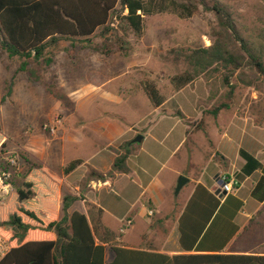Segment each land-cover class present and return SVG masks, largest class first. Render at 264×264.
Segmentation results:
<instances>
[{
	"label": "crops",
	"instance_id": "0c3cea01",
	"mask_svg": "<svg viewBox=\"0 0 264 264\" xmlns=\"http://www.w3.org/2000/svg\"><path fill=\"white\" fill-rule=\"evenodd\" d=\"M113 80L104 77L84 87V97L92 105L87 113L89 118H67L66 131L55 140L68 158L67 164L76 159L82 160V164L69 175H60L51 163L44 164L62 179L61 198H76L69 213L86 214L92 225L101 223L97 243L106 246L113 244L170 256L209 253L224 246L222 253L264 255V202L253 196L255 186L264 176V126L257 125L255 118L240 117L226 108L216 116L200 118L206 109L197 106L198 100H205L210 94L205 82L199 85L195 81L173 91L156 108L143 88L126 99L118 90L109 89ZM197 86L203 90L202 97L194 99L196 109L193 117H188L177 100ZM124 103L128 109L144 106L145 116L118 118ZM104 110L107 112L101 113ZM158 112L161 116L184 114L188 118H152ZM109 113L115 118H110ZM106 114L108 118L104 117ZM138 135L143 136L142 140L131 143ZM7 139L5 136V142ZM236 139L248 140V147L241 145L234 154ZM126 149L131 151L127 173L114 172L115 176L107 180L87 179L91 170L104 174L112 171L116 157ZM241 149L254 155L263 169L246 177L234 192L221 195L219 176L234 178L245 164ZM72 153L75 155L71 158ZM17 171L14 169L13 177L19 175ZM24 172L19 175L21 180ZM180 176L188 181L176 194ZM230 196L242 203L237 211L235 201L227 204ZM214 208L215 214L222 211L220 217L207 233L200 235L192 251H187L183 247V227L195 236L194 228L202 225ZM150 210L154 215H149ZM192 240H187L186 245L190 246ZM198 245L203 248L197 249ZM113 256L109 260L107 249V261Z\"/></svg>",
	"mask_w": 264,
	"mask_h": 264
},
{
	"label": "trees",
	"instance_id": "16d2710c",
	"mask_svg": "<svg viewBox=\"0 0 264 264\" xmlns=\"http://www.w3.org/2000/svg\"><path fill=\"white\" fill-rule=\"evenodd\" d=\"M215 1L210 6L205 0H0V48L11 57L40 60L49 47L62 40L91 41L99 30L106 36L111 32L112 14L120 3L127 11L120 16V20L132 28L137 39H141L145 35L147 16L170 13L181 19H190L195 15L199 4H202L217 15L221 27L217 35L220 38L208 48L193 50L188 60L195 71L171 77L175 91L194 82L214 64H221L228 70L224 74L226 86H230V76L238 70L241 71L239 81L244 82L248 76L264 80V29L261 30V42L250 43L237 30L230 12ZM120 45L121 50H124L122 46L125 44ZM101 51L107 56L115 52L109 42H105ZM51 62L52 58H48L47 63ZM244 68H248L250 72L245 73L242 71ZM251 83L252 81L247 82L248 85H252ZM141 85L156 108L165 103L166 96L157 81L143 80ZM234 89V86H230L231 94ZM229 107V104L223 103L209 113L216 116L222 109ZM257 111L259 116L264 109ZM255 122L264 126L259 118H255ZM5 143L0 122V151ZM130 154V149H126L116 157L112 171L104 174L91 170L87 179L107 180L115 176L114 172L127 173ZM240 155L245 164L234 176L238 181L237 188L246 177L263 169V164L248 151L241 149ZM81 164L82 160H73L66 165L63 173L69 175ZM13 186L15 188L6 202L0 204V236L10 246L0 264H264V255L222 253L224 246L218 250H210L209 253L170 256L149 250L97 243L101 223L99 226L92 225L86 214L69 213L76 198L69 195L61 198L62 179L43 164L29 166L21 182H13ZM253 196L264 202V176L255 186ZM233 201L237 204V211L242 203L230 196L227 204ZM234 204L232 205L235 206ZM216 209L206 216L202 225L193 227L195 236L186 233L183 227V247L187 251H192L200 235L205 231L207 233L216 218L220 217L222 211L215 214ZM185 220L186 217L183 216V224ZM186 228L188 227L185 225ZM105 234L111 237V233ZM191 238L192 244L187 246L186 241ZM100 241L107 243L103 239ZM196 248L203 246L198 245ZM107 249L113 252L111 261H107Z\"/></svg>",
	"mask_w": 264,
	"mask_h": 264
},
{
	"label": "rangeland",
	"instance_id": "374dc122",
	"mask_svg": "<svg viewBox=\"0 0 264 264\" xmlns=\"http://www.w3.org/2000/svg\"><path fill=\"white\" fill-rule=\"evenodd\" d=\"M205 1L211 6L215 0ZM215 2L230 12L237 30L247 41L252 44L261 42L264 0ZM126 12L120 3L112 14L111 32L106 36L99 30L91 41L62 40L49 47L40 60L11 57L0 48V122L3 134L8 137L0 151V169L12 171L11 183L19 184V175L35 163H51V167L63 175L62 167L68 158L55 140L66 131L67 118H89L87 113L92 105L84 97V87L89 82L104 77L114 79L109 83V89L118 90L126 99L133 92L141 91L143 80H155L162 93L168 96L175 91L171 77L195 71L188 60L193 50L208 48L220 38L217 35L221 30L217 15L202 4L190 19H181L170 13L147 16L145 35L141 39H137L132 28L120 20ZM105 42L114 47L115 52L110 56L101 51ZM120 43L125 44L122 46L124 50H121ZM48 58H52L50 64L47 63ZM242 71L250 72L248 68ZM227 72L221 64H214L195 79L199 85L205 82L210 93L205 100H198L197 106L206 109L200 118H210L213 116L209 113L211 110L227 103L230 105L228 109L238 116L259 118L264 122V112L257 115V110L264 109V80L248 76L245 79L249 81H239L241 71L238 70L230 76V86L235 87L231 94L230 86L224 84ZM251 81L252 85H248L247 82ZM202 91L198 86L189 88L183 97L178 98L177 103L186 116L193 117L196 109L193 101L200 95L202 97ZM126 103L119 110L118 118H135L137 114L138 118L145 116L144 106L128 109ZM110 113L109 117H114ZM184 114L161 116L158 112L152 118H188ZM104 117L108 118L107 114ZM58 120L62 123L56 125ZM45 125H56V133L45 129ZM246 143L248 140L238 142L236 139L234 154L237 147H248ZM74 155L72 153L71 158ZM14 169L19 172L16 177H13ZM14 188L12 185L11 191ZM4 199L3 203L8 196ZM60 216H63L62 210ZM112 255L109 249V260Z\"/></svg>",
	"mask_w": 264,
	"mask_h": 264
},
{
	"label": "built area",
	"instance_id": "2783aa9c",
	"mask_svg": "<svg viewBox=\"0 0 264 264\" xmlns=\"http://www.w3.org/2000/svg\"><path fill=\"white\" fill-rule=\"evenodd\" d=\"M57 123H62L61 120H58ZM49 126L45 125V129H49L52 133H56L57 131V126ZM14 163V161L12 162ZM12 176V171L9 170H1L0 169V204H3L5 201L4 196H8L11 193L12 189V183L9 180ZM218 184L220 185V190H221V195L223 193H232L237 189L238 181L235 178H231L230 180L227 178L225 175H220L218 178ZM149 215H154V211L150 210ZM10 246L9 243L4 240L0 236V260L3 259V257L9 252Z\"/></svg>",
	"mask_w": 264,
	"mask_h": 264
},
{
	"label": "water",
	"instance_id": "95a60500",
	"mask_svg": "<svg viewBox=\"0 0 264 264\" xmlns=\"http://www.w3.org/2000/svg\"><path fill=\"white\" fill-rule=\"evenodd\" d=\"M142 138H143L142 135H138L134 140H132L131 143L140 142ZM187 181L188 179L185 176H180L177 187H176V194H179L180 190L182 189V187L185 185Z\"/></svg>",
	"mask_w": 264,
	"mask_h": 264
}]
</instances>
